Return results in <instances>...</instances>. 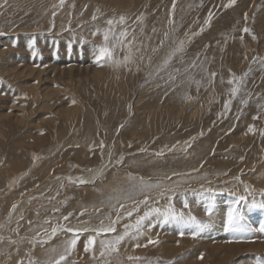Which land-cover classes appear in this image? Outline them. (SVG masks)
<instances>
[{
    "label": "rangeland",
    "instance_id": "obj_1",
    "mask_svg": "<svg viewBox=\"0 0 264 264\" xmlns=\"http://www.w3.org/2000/svg\"><path fill=\"white\" fill-rule=\"evenodd\" d=\"M58 2L0 0V222L6 225L0 229L5 237L0 264H10L21 251L27 256L23 261L42 264L46 258L35 252L70 236L60 232L35 247L21 241L34 237L31 228L44 220L63 222L72 213L63 223L107 225L109 209L100 202L127 188L129 176L151 183L170 177L165 186L175 189L171 201L161 197L150 204L163 209L171 203L185 220L195 219L185 224L153 218L138 241L123 242L118 254L106 258L111 264H132L130 255L144 258L138 264H264V208L257 206L264 204V0H175L174 9L173 0H66L63 7ZM141 14L143 32L135 23ZM121 15L127 23L114 24V31L135 29V55L126 66L97 64L93 52L102 35L92 33ZM245 26L250 33L242 32ZM180 41L183 51L157 72ZM125 54L116 47L115 56ZM244 73L233 98L228 81ZM109 151L113 160L123 155L122 164L110 166L95 182H69V177L92 179L95 174H86L105 162ZM159 152L163 155H155ZM125 203L130 209L131 202ZM13 204L18 207L9 223ZM230 207L242 216L235 227H226ZM144 210L141 206L139 214ZM135 218V213L123 217L117 231ZM198 225L202 231L194 238ZM88 235L80 237L67 264H103L99 251L96 259L84 252ZM136 242L147 246L133 248Z\"/></svg>",
    "mask_w": 264,
    "mask_h": 264
},
{
    "label": "snow or ice",
    "instance_id": "obj_2",
    "mask_svg": "<svg viewBox=\"0 0 264 264\" xmlns=\"http://www.w3.org/2000/svg\"><path fill=\"white\" fill-rule=\"evenodd\" d=\"M6 2V0H5ZM230 4H234L235 0H229ZM65 4V0H59V6L63 7ZM227 7L228 5H224ZM175 8V0H173V9ZM56 13L53 12L52 16L55 17ZM245 21H247V14H245ZM93 20L97 19V16L94 14L92 16ZM211 19V14L209 16V19L205 21V23H209ZM126 17L121 15L118 20L109 19L106 21L107 27L103 29L101 32L100 28H97L96 31L92 33L93 36L101 34L102 35V43L95 45L94 47V58L95 62L97 64L108 63L113 67H121L126 66L130 61H132L133 56L135 55L133 51V45L136 41V35H135V29H132L131 31L127 27H122V30H120L118 33L114 31L113 25L118 24L121 26L126 25ZM138 25H141L140 31L143 32V15L136 17V21ZM168 23L171 25L173 24V20L171 17L169 18ZM155 31V29H153ZM172 31H175L173 28ZM243 33H250V29L245 26L242 29ZM129 36H131V39H129ZM164 38H169V32L164 33ZM241 39H243V36H241ZM253 39H255V36L253 35ZM34 43V41H33ZM161 44H163V41H161ZM183 45L184 42L180 41L176 48H174L167 57L163 60V62L160 64V66L157 68V72L167 68L169 62L171 61L172 57L177 52L183 51ZM119 46L122 49L126 50V54L123 56V58H119L114 55L116 47ZM136 52H139L140 49L136 48ZM153 52L156 51L155 48L152 49ZM143 59V57H141ZM256 58H254L255 60ZM264 63V61H261ZM233 78L229 79L228 83L233 85L230 89L231 96L235 98L237 94L240 91L241 85L244 83L245 78L247 77L248 73H244L243 76H235V74H232ZM212 77L216 76V73H211ZM170 79H174V77L170 76ZM189 82H191L192 78L188 77ZM197 88L200 86V81H195ZM185 99H191V97L185 95ZM75 103V101H73ZM242 103H247V101H242ZM231 105V100H225L224 102V109L225 111L229 110ZM257 118V117H254ZM123 127V125H121ZM254 130V126L250 125L248 128L249 132H252ZM264 134V133H262ZM99 147L101 150L104 148V144L101 141L99 144ZM143 151V150H142ZM103 156V151L101 153ZM157 156H162L163 152L156 153ZM124 160L123 155H121L118 159L113 160V154L111 151L108 153V162L104 165H102L99 169L95 170V176L92 178V181L85 180L83 177H76L73 179L72 177H69L68 180L70 183H74L76 185H83L89 182H94L95 179L99 178L104 171L109 166H118L122 164ZM93 171V170H89ZM57 179H60L57 177ZM170 177H163L162 180H158L155 183L147 182L144 180L143 177L135 178L129 176V183L128 187L125 189H120L116 192L115 195H110L106 201H101L100 205L101 208L107 207L109 211L105 213V217L108 219L109 223L107 225L104 224V221H100L99 227H87L86 221H82L81 223L85 226H72L69 223H63L68 222L69 218L72 216V213H69L68 216H63L62 221H51V220H44L42 223L37 224L31 228L33 232H35V236L32 238L27 237H21V241L28 240V242L35 247L36 244L44 245L50 240L52 237H55L58 233L64 232L67 234H70V238L66 239L59 247H52L47 250V258L42 262V264H67L68 257L71 255L72 251L76 248V245L80 241V237L84 233H91V235H88L87 240L84 242V252L91 253L93 256V259H96V247L97 243L99 244V257L102 258L103 264H111V262L106 259L107 257H110L113 253H119L120 246L125 241H138L141 236L145 234V227H152V220L155 217H162L164 222H167L169 220L183 222L185 224H188L190 222L194 221V217H189L188 220L184 219V214L182 212H177L174 205L169 203L165 208L155 207L150 204V201L153 199H159L161 197H168V199L171 201L172 197L169 195V193H174L175 189L166 188L165 181H169ZM235 179H239V177H236ZM63 187V185H61ZM159 190V191H157ZM155 192L156 195L153 197L151 193ZM139 197H143V199H138ZM30 199H36V197H31ZM246 199V197L241 196L239 197V200L242 201ZM125 202H131V208L127 206ZM239 203V201H237ZM141 206L145 209L143 211V214H139L141 210ZM184 206L188 207L187 199L184 200ZM258 207L264 208V204L257 205ZM18 205L13 204L11 206V209L8 212L7 215V221L10 223L12 216L14 212L16 211ZM59 209H53V212H58ZM96 211L99 213L101 211L100 208H97ZM209 214H211V207L208 208ZM115 213V219L112 218V214ZM136 214V218L134 222L124 224L123 231L118 232L116 225L120 222V220L127 216L132 217L133 214ZM85 213L81 212L80 215L83 216ZM39 215V213H37ZM20 220H23V216L21 215ZM242 219V216L238 213L236 207H230L226 212V227H235L238 225L239 221ZM147 222V224H146ZM30 226L32 225V221H29ZM46 225H51L50 230L49 227H46ZM5 223L0 222V229L5 228ZM197 231H192L191 235L195 238L199 235V232L202 231L201 226H197ZM39 229V231L37 230ZM17 234L19 233V221H17V227L13 229ZM41 233L44 234V236L47 237V239H44L41 236ZM181 236L184 235V232L181 231L179 233ZM109 236L110 238L106 239H100L97 240L100 236ZM5 237L0 236V241H3ZM9 243L11 244H17V241L12 240L11 237L7 238ZM148 244H157L159 243L158 240L148 239ZM133 248H139L141 246H147V245H141L140 243L136 242L133 243ZM29 256H31V252L28 253ZM144 258L138 257V256H128L127 260L132 262V264H138L139 261H141ZM18 264H40V262L36 261L34 258H30L27 262L21 260L18 261ZM148 264H152L151 261H148ZM167 264H174L173 261L167 262Z\"/></svg>",
    "mask_w": 264,
    "mask_h": 264
},
{
    "label": "bare ground",
    "instance_id": "obj_3",
    "mask_svg": "<svg viewBox=\"0 0 264 264\" xmlns=\"http://www.w3.org/2000/svg\"><path fill=\"white\" fill-rule=\"evenodd\" d=\"M66 1V0H65ZM59 3V2H58ZM57 3V4H58ZM87 3V2H86ZM102 4V3H101ZM53 6H55V4H54V2H53V4H52ZM52 5H50V7L52 6ZM59 5V4H58ZM52 6V7H53ZM51 7V8H52ZM60 7V6H59ZM53 8H55V7H53ZM49 10H52V9H50L49 8ZM88 15V14H87ZM62 17H63V15H62ZM91 19V18H90ZM60 21V20H59ZM76 25V24H75ZM200 28V27H199ZM133 109V108H132ZM113 147V146H112ZM108 162V158L105 160V162H103L102 164H100L99 166H97V167H95L94 169H92L93 171H90V172H88L87 174H86V176L85 177H91V176H93L94 174H95V170L96 169H99L102 165H104V164H106ZM12 167V166H11ZM110 167V166H109ZM108 167V168H109ZM13 168V167H12ZM107 168V169H108ZM107 169L104 171V173H106V172H108L107 171ZM250 172V171H249ZM104 173H103V175H104ZM103 175H102V177H103ZM262 175V174H261ZM95 176V175H94ZM93 176V177H94ZM20 179V178H19ZM89 181H92V179H90ZM95 181H97V180H94V182ZM56 182V181H55ZM92 183V182H91ZM243 183V182H242ZM14 186V185H13ZM253 186V185H252ZM255 186H256V184H255ZM258 189V188H257ZM35 190V189H34ZM258 190H260V189H258ZM53 192H55V190L53 191ZM11 193V192H10ZM51 194V193H50ZM49 194V195H50ZM6 195V194H5ZM48 195V196H49ZM7 197H8V195H6ZM47 196V195H46ZM10 197V196H9ZM37 197V196H36ZM55 197V196H54ZM35 200V199H34ZM39 204V203H38ZM40 207V206H39ZM23 210V209H22ZM25 217V216H24ZM23 226H26L25 224H21V232L23 231V232H26V231H24V229L25 228H22ZM82 226H84V225H82ZM27 228H30L28 225H27ZM20 229V228H19ZM26 230V229H25ZM27 232H29V230L27 229ZM32 232V231H31ZM16 233V232H15ZM30 233V232H29ZM35 233V232H34ZM9 234V233H8ZM68 236V235H67ZM70 237V236H69ZM68 237V238H69ZM43 238H45V237H43ZM68 238H66V239H68ZM106 238H108L107 236H100V237H98L97 238V240L99 241L100 239H106ZM12 239V238H11ZM65 239V240H66ZM52 240H54L53 238H52ZM63 238H57V239H55L54 241H52V242H48V244L50 245H52V244H54L55 246L57 245V243H58V245H57V247H59L64 241H65ZM9 243V242H8ZM7 245V244H6ZM14 245V244H13ZM48 245V246H49ZM8 246H10V244H8ZM48 246H47V248L45 247H42L43 249H41V251H36L35 252V255L34 256H36V257H42V258H47V250L49 249L48 248ZM50 248H52V247H50ZM37 249V248H36ZM40 249V248H39ZM32 250V249H31ZM96 253H98V251H99V244L97 243V247H96ZM13 253V252H12ZM19 255L18 256H10L11 258H10V264H18V261H21V260H25L26 261V259L27 258H25V257H27V256H25L24 255V253H23V251H21L20 253H18ZM41 255V256H40ZM32 257V256H31ZM35 257V258H36ZM5 258V257H4ZM29 258V257H28ZM7 260V259H6ZM6 264V263H5Z\"/></svg>",
    "mask_w": 264,
    "mask_h": 264
}]
</instances>
